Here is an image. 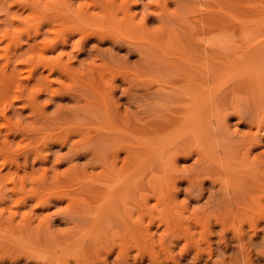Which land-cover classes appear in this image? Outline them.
Here are the masks:
<instances>
[{"label": "rangeland", "instance_id": "1", "mask_svg": "<svg viewBox=\"0 0 264 264\" xmlns=\"http://www.w3.org/2000/svg\"><path fill=\"white\" fill-rule=\"evenodd\" d=\"M0 264H264V0H0Z\"/></svg>", "mask_w": 264, "mask_h": 264}]
</instances>
